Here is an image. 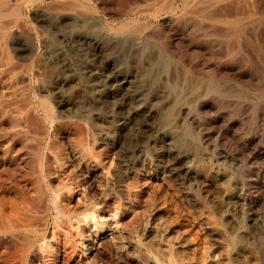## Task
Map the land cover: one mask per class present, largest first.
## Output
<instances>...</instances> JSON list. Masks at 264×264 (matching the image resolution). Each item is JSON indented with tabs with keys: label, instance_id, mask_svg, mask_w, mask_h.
Here are the masks:
<instances>
[{
	"label": "rangeland",
	"instance_id": "374dc122",
	"mask_svg": "<svg viewBox=\"0 0 264 264\" xmlns=\"http://www.w3.org/2000/svg\"><path fill=\"white\" fill-rule=\"evenodd\" d=\"M0 1L28 17L0 22V198L27 225L0 229L6 264L34 237V264H264V0ZM36 10L95 24L90 43L75 34L71 73L63 55L48 69L31 54L50 33ZM58 73L75 83L58 90ZM40 185L54 187L45 205Z\"/></svg>",
	"mask_w": 264,
	"mask_h": 264
},
{
	"label": "bare ground",
	"instance_id": "6f19581e",
	"mask_svg": "<svg viewBox=\"0 0 264 264\" xmlns=\"http://www.w3.org/2000/svg\"><path fill=\"white\" fill-rule=\"evenodd\" d=\"M4 1V0H3ZM9 1V0H8ZM13 1H15V2H21V0H13ZM1 2V1H0ZM37 2V1H36ZM48 2V1H47ZM52 2H53V0H52ZM54 2H55V0H54ZM57 2V1H56ZM13 3V2H12ZM23 3V2H22ZM28 3H29V5L30 4H33V3H35L34 2V0H28ZM41 3H43V2H41ZM40 3V4H41ZM58 3H59V1H58ZM61 4H62V2H60ZM64 3V2H63ZM16 4V3H15ZM55 4V3H54ZM66 4H71V2H68V3H66ZM66 4H63V6L62 7H64V5H66ZM75 4V3H74ZM73 4V5H74ZM83 4V3H82ZM18 5V4H17ZM36 5V4H35ZM56 5H58V4H56ZM60 5V4H59ZM72 5V6H73ZM33 6V5H32ZM44 5H42L40 8H42ZM48 6V5H47ZM46 6V7H47ZM7 7H9V5L7 6ZM6 6H4V5H0V22L1 23H3L4 24V21H2L5 17H7V16H10V15H15V16H17L18 18L19 17H22V18H24L25 17V19L28 21V17H26V13H25V11H24V9L22 10V9H14V8H11V9H9V8H7ZM22 7V6H21ZM29 7V6H28ZM53 6L50 4V7L48 6V8L49 9H51ZM58 7V6H57ZM61 7V8H62ZM66 7V6H65ZM26 8V7H25ZM36 8H38L37 6H36ZM44 8V7H43ZM42 8V9H43ZM59 8V7H58ZM73 8V7H72ZM27 9V8H26ZM53 9V8H52ZM51 9V10H52ZM62 9H64V8H62ZM71 10V9H70ZM54 11V10H53ZM58 11V10H57ZM34 12V15L32 16L33 17V20H35L36 22H38L39 24H40V26H41V28H43L44 27V25L43 24H47L46 26L48 27V31L50 30V33H48V35H47V37H45V34H47V33H44L45 31H43V29H41V30H38V31H36L35 32V34H34V36H33V38L31 39V42H30V45H31V48H30V51H31V54H34L35 56H37V55H39L40 53H41V51H43L42 52V54L40 55V58H39V60H38V64L41 66L42 65V63L44 64V65H42V67H44L45 65H46V67H48V69L51 67H49V66H47V64L49 65V64H53L54 62H55V60H57V58H58V56L59 55H63L64 56V62H66L67 63V73L69 74V73H71V71L73 70V68H74V65L76 66V55H77V49L75 48V43H76V40L74 41V39H75V34L78 32L79 33V35H80V38L77 40V42L79 41V40H82V41H80L81 43H83V44H85V43H90L89 42V33L91 32V30H90V28H92V27H96V26H94V25H92V27H85V29L86 30H84V31H82L81 33L79 32V30H78V28H79V26H81V24H86L88 21H89V17H88V15H84V16H75L76 15V13L73 15L72 13H67V14H63V15H59V14H45V12H43V11H39V10H36V11H33ZM51 12V11H50ZM29 15V14H28ZM208 16V15H207ZM12 17V16H11ZM232 17H234V16H232ZM211 18V17H210ZM31 19V18H30ZM92 19V18H91ZM209 19V18H208ZM8 20V19H7ZM11 20H13V19H11ZM32 20V21H33ZM31 21V22H32ZM65 23H64V22ZM8 22H10V19H9V21ZM15 22V21H14ZM20 22H22V20L20 21ZM20 22H18V23H20ZM62 22L64 23L63 25H62ZM24 23V22H23ZM9 24V23H8ZM26 24V23H25ZM30 24V23H29ZM33 24V23H32ZM12 25V24H11ZM16 25V24H15ZM18 25H20V24H18ZM17 25V26H18ZM31 25V24H30ZM87 25V24H86ZM99 25H101L102 26V24L100 23ZM2 26V25H1ZM0 26V27H1ZM10 26V25H9ZM27 26V25H26ZM36 26V25H35ZM23 27V26H22ZM25 27V26H24ZM33 27V26H32ZM78 27V28H77ZM34 28V27H33ZM32 28V29H33ZM2 29V28H1ZM10 29V28H9ZM28 29V28H27ZM21 30H23V29H21ZM37 30V29H36ZM105 30V29H104ZM2 31V30H1ZM14 31V30H13ZM19 31V30H18ZM35 31V30H34ZM106 31V30H105ZM24 32H26V30L24 31ZM102 33V32H101ZM1 35V34H0ZM26 36H27V34H25ZM4 36V35H3ZM8 36V35H7ZM15 36H16V34H15ZM44 36V37H43ZM100 36L101 37H104L105 35H104V32H103V34H100ZM107 36V35H106ZM30 37H32V36H29L28 38H30ZM42 37H43V39H42ZM5 39V38H4ZM1 40V39H0ZM114 40H115V38H114ZM6 42V41H5ZM7 43V42H6ZM2 44V43H1ZM99 45V43L97 44V46ZM93 46V45H92ZM86 47V46H85ZM88 47V46H87ZM96 47V46H95ZM97 49H98V47H97ZM101 49V48H100ZM99 50V49H98ZM4 51V50H3ZM100 51H102V50H99V52ZM8 52V51H7ZM9 53H7V55H8ZM97 54V53H96ZM5 55V54H4ZM23 55V54H22ZM32 56V55H31ZM6 58V57H5ZM37 58V57H36ZM62 58V57H61ZM100 58V57H99ZM35 59V58H34ZM30 60V59H29ZM153 60V59H152ZM63 61V60H62ZM75 62V63H74ZM80 62V61H79ZM84 62V61H83ZM36 63V62H35ZM82 63V62H81ZM106 63V62H105ZM30 64V63H29ZM57 63H55V65H56ZM107 64V63H106ZM15 65V64H14ZM33 65V64H32ZM21 66V65H20ZM39 66V67H40ZM53 66V65H52ZM89 65H88V63H85L84 64V67H83V73H84V75L85 76H87V77H89L93 72V69H91L90 67H88ZM12 67H14V66H12ZM16 67V66H15ZM19 66L17 65V67L15 68V69H17ZM31 67V66H30ZM55 67V66H54ZM108 67V66H107ZM41 68V67H40ZM52 68V67H51ZM80 68V67H79ZM111 68V67H110ZM14 69V68H13ZM24 69V68H23ZM31 69V68H30ZM45 69V68H44ZM47 69V70H48ZM81 69V68H80ZM112 69V68H111ZM9 70V69H8ZM25 70V69H24ZM37 70V69H36ZM51 70V69H50ZM58 70V69H57ZM11 71V70H10ZM22 71V70H21ZM39 71V70H38ZM12 72V71H11ZM18 72H19V70H18ZM25 72V71H24ZM40 72V71H39ZM42 72V71H41ZM98 72V71H97ZM119 72V71H118ZM15 73V72H14ZM21 73H23V71L21 72ZM20 73V74H21ZM35 73H36V71H35ZM45 73V72H44ZM47 73L48 74H50V72H48L47 71ZM51 73H53V71L51 72ZM79 73V72H78ZM25 74V73H24ZM58 74H63V76L64 77H61L60 79H58L57 77H53L52 79L54 80L55 79V81H59L58 82V85H59V87H57L58 88V90L60 89V88H62V87H64V86H67V87H71L72 86V84L73 83H75L74 81H73V77L71 76V75H64L65 73H58ZM80 74V73H79ZM108 74V73H107ZM117 74V73H116ZM11 75H12V73H11ZM15 75V74H14ZM13 75V76H14ZM17 75V74H16ZM16 75H15V77H16ZM22 75V77H21V79H22V81H24V82H27V83H31V81H33L32 79L33 78H35L34 77V75H32L31 73L30 74H27V75H23V74H21ZM41 75V74H40ZM106 76H108V75H106ZM38 77H39V74H38ZM86 77V78H87ZM121 77V76H120ZM120 79V78H119ZM14 80H16V79H14ZM118 81V80H117ZM171 81V80H170ZM34 83H35V81H33ZM40 82V81H39ZM20 83V82H19ZM107 83V79L105 78H103V79H101V81L99 82V84H98V88H99V90H101V95H100V99H106L107 98V96H105V94H104V88H105V84ZM118 83V82H117ZM7 84H9V83H7ZM37 85H38V83H36ZM36 85V86H37ZM112 85V84H111ZM171 85V84H170ZM9 86V85H8ZM11 86V85H10ZM14 86V85H13ZM26 86V85H25ZM35 86V87H36ZM76 86V85H75ZM34 87V88H35ZM82 87V86H81ZM5 88V87H4ZM32 88V87H31ZM30 90V89H29ZM41 90H44V89H41ZM41 90H40V92H41ZM16 91V90H15ZM32 91V90H31ZM37 91V90H36ZM44 91H46L47 92V90H44ZM35 92V91H34ZM53 91H51V93L50 94H52V95H54L55 93H52ZM111 92V91H110ZM36 93V92H35ZM38 93V92H37ZM36 95V94H35ZM109 96V95H108ZM41 98V97H40ZM130 98V97H129ZM136 98V97H135ZM38 99V98H37ZM41 100V99H40ZM107 101V100H106ZM111 101V100H110ZM40 102V101H39ZM130 102H131V100H130ZM112 103V102H111ZM28 104V106L27 107H29L28 109H31V113L30 114H33L34 113V115L38 118V120H40L39 119V115H38V113H37V111H36V108L34 107V105L32 104V103H27ZM35 104V103H34ZM49 104H50V102H49ZM57 104V103H56ZM36 105V104H35ZM89 105V104H88ZM57 106V105H56ZM65 106V105H64ZM20 107V106H19ZM42 107H44V104L42 105ZM45 108V107H44ZM135 108H137V107H135ZM24 109H26V108H23V110ZM40 109H41V106H40ZM39 109V110H40ZM48 109V108H47ZM61 109V108H60ZM63 109V108H62ZM32 110H33V113H32ZM38 110V109H37ZM44 110V109H43ZM68 110V109H67ZM22 111V110H21ZM63 111V110H62ZM65 111V110H64ZM111 111V110H110ZM135 111V110H134ZM40 112V111H39ZM46 112V117L47 118H49V119H51L52 118V111H45ZM110 113V112H109ZM29 114V113H28ZM43 114H44V112H43ZM23 115V114H22ZM31 115H29V117H30ZM108 116V115H107ZM25 117H27L26 115H25ZM33 117V116H32ZM33 119H34V117H33ZM32 119V120H33ZM57 119V118H56ZM44 120H46L47 121V119H44ZM6 121H7V119H6ZM36 121V120H35ZM41 121V120H40ZM45 121V122H46ZM30 121H28V123H29ZM34 122V121H33ZM103 122V121H102ZM4 123V122H3ZM32 123V122H31ZM40 123V122H39ZM111 123V122H110ZM8 125H9V123H8ZM8 125H6V126H8ZM30 124H28V126H29ZM33 124H31V127H33V126H35V123H34V125L32 126ZM48 125V124H47ZM46 125V126H47ZM63 125V124H62ZM61 125V126H62ZM65 125V124H64ZM4 126V125H3ZM36 126H37V124H36ZM106 126V125H105ZM119 126V125H118ZM23 127V126H22ZM27 127V126H26ZM44 127V126H43ZM42 127V128H43ZM52 127V126H51ZM5 128V127H4ZM8 128V127H7ZM34 128H36V127H34ZM37 128H38V126H37ZM55 128V127H54ZM28 129H33V128H28ZM95 130V129H94ZM93 130V131H94ZM35 131V130H34ZM29 132V131H28ZM38 133H39V131H37ZM50 132V131H49ZM111 132V131H110ZM64 133V132H63ZM56 134H57V132H56ZM105 134V133H104ZM52 136V135H51ZM105 136V135H104ZM71 137V136H70ZM47 138H48V136H47ZM29 139V138H28ZM52 139V138H51ZM101 139V138H100ZM110 139V138H109ZM105 140V139H104ZM103 140V141H104ZM122 140V139H121ZM168 140V139H167ZM5 141V140H4ZM16 141V140H15ZM17 142V141H16ZM105 142V141H104ZM113 142H114V140H113ZM112 143V142H111ZM3 144H4V142H3ZM15 144V143H14ZM17 144V143H16ZM48 144V143H47ZM114 144H115V142H114ZM89 145H91V144H89ZM101 145V144H100ZM3 146V145H2ZM102 146V145H101ZM104 146V145H103ZM115 146V145H114ZM15 147V146H14ZM98 148V147H97ZM15 149V148H14ZM17 150V149H16ZM9 154V153H8ZM22 154V153H21ZM103 154V153H102ZM139 154V153H138ZM12 155V154H11ZM25 155V154H24ZM47 156V155H46ZM73 156V155H72ZM12 157V156H11ZM0 158H2V157H0ZM121 158V157H120ZM17 159V158H16ZM73 159H76V158H73ZM122 159V158H121ZM3 160V159H2ZM9 160V159H8ZM15 160V159H14ZM25 160H26V158H25ZM77 160V159H76ZM16 161V160H15ZM9 162H11L10 160H9ZM51 162H52V160H51ZM126 162V161H125ZM73 163V162H72ZM127 163V162H126ZM2 164V163H1ZM4 164V163H3ZM43 164V163H42ZM129 164V163H128ZM7 165H8V163H7ZM53 165V164H52ZM75 165H77V164H75ZM131 166V165H130ZM2 167V166H1ZM6 167H8V166H6ZM12 167V166H11ZM14 167V166H13ZM26 167H28V166H26ZM133 168V167H132ZM127 170V169H126ZM78 171V170H77ZM128 171V170H127ZM28 172V171H27ZM16 173V172H15ZM79 173V172H78ZM44 174V173H43ZM135 174V173H134ZM16 175V174H15ZM92 175V174H91ZM43 176V175H42ZM162 176V175H161ZM55 177V176H54ZM88 177V176H87ZM86 177V178H87ZM79 178V177H78ZM90 178H92V177H90ZM44 179H45V177H44ZM77 180V179H76ZM81 180V179H80ZM93 180H94V178H93ZM17 181H18V179H17ZM162 181V180H161ZM47 182V181H46ZM91 182V181H90ZM8 183H10V182H8ZM34 183V182H33ZM99 183V182H98ZM1 184V183H0ZM28 184V183H27ZM87 184V183H86ZM86 184H84V185H86ZM94 184L95 183H93V186H94ZM21 185V184H20ZM19 185V186H20ZM30 185V184H29ZM91 185V184H90ZM45 186H46V184H45ZM57 186V185H56ZM65 186V185H64ZM102 186V184L100 185V187ZM118 186V185H117ZM28 187V186H27ZM97 187H99V185L97 186ZM127 187V186H126ZM10 188V187H9ZM16 188V187H15ZM14 187H13V191H14V189H15ZM17 188H19V187H17ZM54 187L52 186V185H49V187H44L43 188V186H41L40 185V187L38 188V193H39V195H40V197H42V201H43V203H44V205H45V200H46V192L48 193V190L49 191H52V189H53ZM86 188H87V186H86ZM90 188V187H89ZM94 188V187H93ZM121 188V187H120ZM122 188H123V186H122ZM11 189H12V187H11ZM21 189V188H20ZM64 189V188H63ZM70 189V188H69ZM118 189V188H117ZM124 189V188H123ZM5 190H6V188H5ZM8 190V189H7ZM30 190V189H29ZM28 190V191H29ZM97 190V189H96ZM10 191H12V190H10ZM63 191V190H62ZM100 191V190H99ZM16 192H18V191H16ZM96 192V191H95ZM96 193H98V192H96ZM109 193V192H108ZM123 193V192H122ZM9 194H10V192H9ZM8 194V195H9ZM99 194V193H98ZM97 194V195H98ZM107 194V193H106ZM120 194V193H119ZM104 195V194H103ZM121 195V194H120ZM123 195V194H122ZM6 196H7V194H6ZM48 196V195H47ZM59 195L58 194H56V192H54L53 194H50V197H51V201H52V205H53V207H52V211L54 210V212L56 213V215L59 217V216H69V214L67 213V211L65 210V208H63V206H62V204L57 200V197H58ZM65 196V195H64ZM101 197V196H100ZM99 197V198H100ZM1 199H3L2 197L0 198V229L2 230V231H4V232H6V231H15V230H20L21 229V227H24L26 224H24L23 222H21V221H19L18 220V216L16 215V214H14V213H7V211H8V207L6 208V207H4V205H3V203H2V201H1ZM65 199H67V198H65ZM64 200V199H63ZM50 201V200H49ZM101 201H102V199H101ZM100 201V202H101ZM107 201V200H106ZM67 202V201H66ZM106 203V202H105ZM47 204V203H46ZM99 204V203H98ZM103 204H104V202H103ZM102 204V205H103ZM34 205H36V204H34ZM38 205H39V202H38ZM37 206V205H36ZM49 206V205H48ZM35 207V206H34ZM43 207V206H42ZM42 207H40L41 208V210H43L42 209ZM84 207V206H83ZM102 207V206H101ZM100 207V208H101ZM105 207V206H104ZM77 208V207H76ZM75 208V209H76ZM106 208V207H105ZM28 209V208H27ZM36 209V208H35ZM49 209V208H48ZM82 209V208H81ZM80 210V209H79ZM83 211V210H82ZM88 211V210H87ZM90 211V210H89ZM99 211V210H98ZM46 212H48V211H46ZM50 212V211H49ZM77 212H81V211H77ZM20 213V212H19ZM43 213V212H42ZM78 213V214H79ZM90 213H91V211H90ZM23 214V213H22ZM77 214V213H76ZM96 214V213H95ZM24 215H26V214H24ZM41 215V214H40ZM44 215V214H43ZM47 215H49V214H47ZM28 216V215H27ZM30 216V215H29ZM32 217H33V215H31ZM76 216V215H75ZM74 216V217H75ZM42 217H44V216H42ZM78 217V216H77ZM30 218V217H29ZM39 218V217H38ZM40 218H41V216H40ZM86 218H88V216L86 215ZM25 219V218H24ZM50 219V218H49ZM65 219V218H64ZM70 219V218H69ZM68 219V220H69ZM77 219V218H76ZM90 219V218H89ZM23 221V220H22ZM33 221V220H32ZM32 221L30 222V223H32ZM62 221V220H61ZM38 222H41V221H37V223H36V221H35V223L36 224H38ZM44 222H45V220H44ZM63 222V221H62ZM77 222V221H76ZM90 222V221H89ZM29 223V222H28ZM34 223V225H36ZM49 223V222H48ZM81 223V222H80ZM64 224V223H63ZM67 224V223H66ZM39 225V224H38ZM37 225V226H38ZM41 225H42V223H41ZM27 226V225H26ZM29 226V225H28ZM48 227V226H47ZM85 227V226H84ZM35 229V228H34ZM88 229V228H87ZM1 230H0V232H1ZM39 230V229H38ZM84 231V230H83ZM39 232V231H38ZM85 232V231H84ZM87 232V231H86ZM18 233V232H17ZM24 233V232H23ZM44 233V232H43ZM8 234V233H7ZM13 234H15V233H13ZM84 234V233H83ZM198 234V233H197ZM18 236V235H17ZM32 236V235H31ZM44 236V235H43ZM198 236V235H197ZM200 236V235H199ZM18 237H20V236H18ZM23 237V236H22ZM34 237V236H33ZM41 238V237H40ZM22 239V238H21ZM23 239H26V238H23ZM35 241V237L34 238H32V239H30V240H28V243H27V245H26V249H23L22 250V252H21V256H18V258L20 259L19 260V262H18V264H28L29 262L31 263V264H34L35 262H37V261H34V260H31L30 258H29V256H28V248L31 246V244H33V242ZM39 241V240H38ZM102 244V243H101ZM14 248V247H13ZM108 248V247H107ZM1 250V249H0ZM14 250V249H13ZM16 250V249H15ZM17 251H19V249H17ZM103 251V250H102ZM1 252V251H0ZM20 252V251H19ZM37 252V251H36ZM102 252H100V254H101ZM107 253V252H106ZM105 254V253H104ZM120 254V253H119ZM118 254V256H120ZM102 255V254H101ZM113 255V254H112ZM111 255V256H112ZM123 255V254H122ZM99 256V255H98ZM110 256V255H109ZM109 256H108V258H109ZM114 256V255H113ZM112 256V257H113ZM33 257V256H32ZM100 257H102V256H100ZM100 257H98V258H100ZM114 257H116V256H114ZM111 258V257H110ZM120 258H121V256H120ZM35 259H37V257H35ZM130 259V258H129ZM102 260V259H101ZM100 260V261H101ZM104 260V259H103ZM113 260H114V262H115V259L113 258ZM112 260V261H113ZM118 261H119V259H117ZM116 260V261H117ZM121 260V259H120ZM106 261H108L107 259H106ZM38 262H40V261H38ZM109 262V261H108ZM121 261H119V263H120ZM6 263H9L8 262V260L6 259V256L5 255H3V253L1 254L0 253V264H6ZM110 263H111V261H110ZM109 263V264H110ZM113 263V262H112ZM116 263V262H115ZM119 263H117V264H119ZM16 264V263H15ZM114 264V263H113Z\"/></svg>",
	"mask_w": 264,
	"mask_h": 264
}]
</instances>
